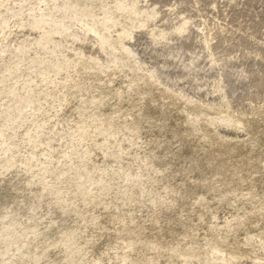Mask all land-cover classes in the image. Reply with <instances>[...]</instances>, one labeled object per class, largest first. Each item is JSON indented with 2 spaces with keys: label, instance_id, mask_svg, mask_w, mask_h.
<instances>
[{
  "label": "rangeland",
  "instance_id": "374dc122",
  "mask_svg": "<svg viewBox=\"0 0 264 264\" xmlns=\"http://www.w3.org/2000/svg\"><path fill=\"white\" fill-rule=\"evenodd\" d=\"M0 264H264V0H0Z\"/></svg>",
  "mask_w": 264,
  "mask_h": 264
}]
</instances>
